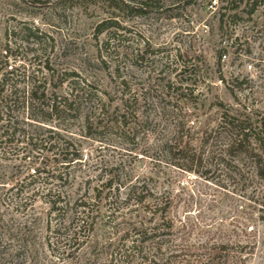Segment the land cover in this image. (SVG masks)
<instances>
[{"label":"rangeland","instance_id":"rangeland-1","mask_svg":"<svg viewBox=\"0 0 264 264\" xmlns=\"http://www.w3.org/2000/svg\"><path fill=\"white\" fill-rule=\"evenodd\" d=\"M138 1L0 0V243L8 241L2 225L31 220L17 203L37 191V264H89L86 248L67 259L61 245L42 247L43 195L92 197L113 175L170 198L180 244H228L241 255L254 244L244 263L264 264V199L255 201L245 174L218 165L213 152L228 142L214 136L222 114L264 124V0H151L146 10ZM32 88L43 102L31 104ZM73 96L79 115L43 113ZM122 103L133 130L125 142L108 116ZM205 129L214 133L203 150L216 161L202 159L198 174L173 167L161 142L175 132L197 150ZM74 150L81 160L67 166Z\"/></svg>","mask_w":264,"mask_h":264},{"label":"trees","instance_id":"trees-1","mask_svg":"<svg viewBox=\"0 0 264 264\" xmlns=\"http://www.w3.org/2000/svg\"><path fill=\"white\" fill-rule=\"evenodd\" d=\"M150 1L140 0L136 2V8L146 10ZM130 6L127 5V8H133ZM99 32L101 29H98ZM35 92L36 88L30 91V100L33 102L31 104L36 100L43 102L44 93L36 97ZM79 98L81 100V97L77 96L71 99L56 98L46 105V109L43 107V113L58 119L77 116L82 110ZM219 106L225 107L220 103ZM103 109L104 104L99 107L102 114ZM128 110V105L122 103V108L116 107L108 115L113 116L110 127L119 130V137L123 142L133 136V130L127 121ZM6 111L7 107L2 105L0 122ZM252 118V115L239 111L236 115L222 114L218 124L222 131L214 136L221 135L222 138L228 139V142L217 153L212 149L217 161L211 155L210 147L206 151L203 150V146L213 138L214 132L211 130L209 135L206 129L202 132V139H199L202 142L197 146V150L193 148L191 138L185 136L184 139L175 132L161 142L160 148L167 158L174 160L173 167L187 172L198 174L202 159L208 158L215 160L225 169L243 172L253 199L258 201L264 199V124L262 120ZM53 134L60 137L58 133ZM29 140L31 144L32 139ZM73 158L81 160L78 151H73L72 159L66 158L70 160L67 166L73 164ZM128 180L125 178L120 181L118 177L110 175L101 183L100 189H96L97 194L92 197L84 194L71 200H67L61 193L51 198V189L48 190L43 196L47 197L50 219L45 222L42 247L49 248L53 253L57 246L61 245L68 249L64 253L67 259L74 255L79 258V251L86 248L87 256L84 260L87 259L89 264H245L246 258L251 254V247L255 248L252 244L247 248L245 255H241L242 252L235 251L234 247L228 244H180L175 222L169 216L170 198L159 199L144 183ZM37 194V191H32L17 203L18 210L20 209L25 218L31 217L30 221L23 223L20 228L2 225L1 229L8 241L4 246L0 243V264H37V233L41 230L42 218L40 214L30 215L31 210L35 208ZM102 207L108 210L105 217L100 212ZM51 218H54V224ZM260 220L264 221L262 215ZM12 246L16 248L14 253ZM246 247L247 245L239 246L243 251ZM25 254H28L27 263Z\"/></svg>","mask_w":264,"mask_h":264},{"label":"built area","instance_id":"built-area-1","mask_svg":"<svg viewBox=\"0 0 264 264\" xmlns=\"http://www.w3.org/2000/svg\"><path fill=\"white\" fill-rule=\"evenodd\" d=\"M214 3L216 2L215 0H212Z\"/></svg>","mask_w":264,"mask_h":264}]
</instances>
